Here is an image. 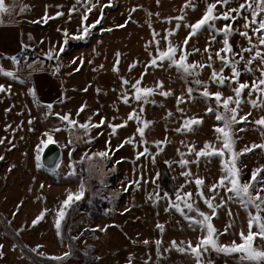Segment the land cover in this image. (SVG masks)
<instances>
[{
	"label": "rangeland",
	"instance_id": "1",
	"mask_svg": "<svg viewBox=\"0 0 264 264\" xmlns=\"http://www.w3.org/2000/svg\"><path fill=\"white\" fill-rule=\"evenodd\" d=\"M6 1L11 14L0 16V67L14 72L17 78L0 75V85L6 89L0 93V140L4 141L0 143V157H4L0 160V264H41L26 255L21 249L23 245L44 258L64 257L69 253V257L60 264H197L190 253L165 251L171 247L172 241L178 244L183 241L181 247H186L191 241L195 246L204 235L201 230L189 227L175 209L169 208V203L175 200L177 192L192 193V201L199 210L210 213L211 210L196 195L198 190L194 180L202 178L204 195L211 197L213 193L207 189L222 174L220 159L212 158L209 161L200 158L199 164L189 163L187 167H181L179 161L182 158L189 161L196 159L195 154L188 151L193 146L199 151L207 142L219 148L221 145L217 141L215 128L222 124L216 121L214 114L207 112L209 105L206 101L189 97V86L182 72L169 67L167 62L162 67L150 65L157 55L154 33L159 34L155 40L160 41L161 50L167 48L168 41L163 37L169 31L175 34L168 40L183 48V42L190 32L184 25L199 21L207 6L216 0H191L195 10L185 7L189 0H99L98 7L90 13L87 8L96 0H91V3L81 0L79 4L77 0ZM244 2L231 0L227 7L217 5L216 14L238 8ZM22 7L29 10L21 12ZM100 7H103L101 23L90 29L86 39H72L82 27L90 26L100 18ZM57 13L63 15L57 16ZM83 15L88 16L86 21ZM180 16L184 17L182 21L174 19ZM243 16L251 20L248 12H243L242 17L234 22L217 20L215 30H201L189 39L185 49L191 53L187 57L190 64L207 65L208 57L212 55L213 67L198 68V74H194L196 79L208 84L210 92L220 91L224 97L233 95L232 88L237 85L220 87L210 81L213 69L219 72L222 67L215 56L224 47L225 37L220 30L226 24L234 29L228 39L235 53L250 46L240 32H247L252 37V43H257L252 31L255 25L245 28ZM177 24H180L178 30ZM261 50L264 51V46ZM50 52L54 55L53 59L47 58ZM224 55L221 52V56ZM15 56L20 61L27 60V63L23 66L20 62L14 64L9 58ZM243 57V60L239 55L234 57L239 61L238 68L242 73L239 80L251 85L253 80L260 77L256 69L261 65L255 61L250 65L254 71L245 72V61L250 54L244 52ZM133 64L136 66L130 70ZM57 65L58 72L55 71ZM114 67L118 70L114 71ZM223 75L230 77L231 69L225 68ZM123 80H128L129 84H123ZM137 80L141 81V87L156 90L157 94L148 97L154 103L137 102L132 98L134 89L131 85ZM158 83H162L163 87L158 88ZM196 90L203 91L198 85ZM160 91L171 92V95H159ZM124 93L129 97L128 104L122 102ZM247 93L248 89H245L244 99H248ZM177 98H183L184 102L178 104ZM251 99H256V95L253 94ZM49 104L53 106L51 110L46 107ZM82 106L84 110L77 115ZM134 111L143 121L150 122L143 137L146 143L141 142L137 132V128L143 124L128 120L129 114ZM249 112L252 113L249 121L264 116V110L243 103L239 115ZM56 114H70L79 124L90 117L93 124H99L102 118L105 123L99 128H92L88 135L77 127L70 137L69 132L63 130L65 122ZM191 117L202 119L203 123L194 126L192 131H176L184 119ZM125 121L127 126L118 128L116 134L112 135V129L107 125H120ZM241 127L246 131H237L236 150L264 142L254 123L235 126L236 129ZM56 128L62 130L53 133ZM45 133L53 135L55 142L52 144L61 152L54 169L38 167L35 159L37 146L41 140H47ZM130 137L135 138L134 142L124 144ZM69 139H72V144H69ZM121 144L124 146L116 151ZM145 147L149 154L137 159V153L143 152ZM109 148L114 152L109 153L110 160H101L98 156L92 159L85 157V153L91 156ZM241 161L242 179L247 181L254 168L264 165V152L255 149L242 156ZM39 163L42 164L41 159ZM186 171L193 175L185 177L181 174ZM112 176L115 177L114 187L109 183ZM163 176L169 179L171 189L163 182ZM133 181H140L139 187ZM82 183L84 196L79 200L80 205L92 206L93 200L103 201V212L94 216L90 209H85L75 214V201L70 214L66 212L57 230V211L70 193L80 191ZM130 184L131 187H128ZM125 188L128 190L125 191ZM218 191L220 196L213 201L214 204L221 203L220 197L227 199L223 189ZM166 208L169 210L165 211ZM41 213H44L43 218L33 225ZM212 223L221 233L229 223L233 224L227 233L219 237L221 244L240 243L241 230L245 233L248 231V213L238 203L228 202L217 210ZM157 224L164 226L163 232L157 228ZM4 228L13 230L19 236L20 243ZM145 240L149 241L148 245L143 243ZM157 240L162 241L160 256L157 255ZM255 244L264 247L259 237ZM37 260L58 264L55 261ZM209 260L211 264H235L233 257L215 252L203 256V264Z\"/></svg>",
	"mask_w": 264,
	"mask_h": 264
},
{
	"label": "snow or ice",
	"instance_id": "2",
	"mask_svg": "<svg viewBox=\"0 0 264 264\" xmlns=\"http://www.w3.org/2000/svg\"><path fill=\"white\" fill-rule=\"evenodd\" d=\"M77 3H81V0H77ZM91 3V0H89ZM99 0H96V3H91V7L87 8V12H92L93 9L98 7ZM231 0H216L215 3H211L207 6L206 11L203 17L197 21L195 24L184 25L190 29L189 36L185 38L183 42V48L175 46L168 40V37L173 36L175 33L169 31L166 36L163 37L164 40L168 41V45L166 49L161 50L159 48V40H155V36H158V33H154V41L157 45V55L154 56L151 60L150 66L162 67L165 62L168 63L169 67H175L178 71L182 72V74L187 77L191 76L194 73L198 74L196 70L202 67L212 68V55H209L208 60L209 63L207 65H198V64H190L187 63V57L191 53H188L185 49L187 47L189 39L192 36L198 34L203 29L215 30V22L217 20L224 21H235L242 17L243 12H248L251 16V20L247 16H243L245 19V28L252 27L253 34L257 37V43H252V37L248 35L247 32H240L239 34L245 37L248 40L249 47L243 48L240 53L233 52V49L229 43L228 37L233 34L234 29H232L231 25L226 24L224 29L220 30L223 32L224 47L215 53V56L221 61L222 67L219 72L215 69L212 71V75L210 77V81L220 87L225 85L236 84L237 86L232 88L233 95L224 97L220 91L212 93L209 91V86L206 82L201 81L199 79L195 80V84L200 86L203 91L200 92V96L204 99V101L208 102L209 106L207 108L208 113H212L215 115V119L218 122H221L222 126L215 128V132L217 133V141L220 143V147L217 148L214 144L205 143L204 147L197 151L195 147L189 148V153H194L196 156L195 160L189 161L187 159H181L179 161L181 167H187L189 163L199 164L200 158H205L207 160H211L212 158H219L221 161V176L219 180L212 184L207 190L213 195L211 197H205L204 195V180L202 178H195L194 182L197 187L196 195L203 200L205 205L210 209V213L201 212L199 208L196 206L195 202L192 201V193H181L177 192L175 194V200L170 201L169 208L175 209L177 213H179L185 221L188 222L189 227H193L201 230L204 235L198 240V242L193 246L192 242L189 241L186 247H181L180 244L184 242L181 241L178 244L176 241L171 242V247L165 249V251L175 250L181 254L190 253L193 255L197 264H203V256L208 252H215L216 254L230 256L235 259V264H264V247L261 245H256L255 240L257 237L260 238L261 243L264 244V165L254 168L251 171V177L249 180L245 181L242 179V168L240 167L242 161L241 157L245 154L252 153L255 149H260L264 152V142L259 144H252L251 146H246L242 150H236L237 144V131L243 132L246 131L245 128L241 127L236 129L235 126L243 123H254L258 130L261 132V136L264 137V116L255 121H249L248 117L252 115L251 112L240 116L239 112L241 109V105L243 103L250 104L253 108L264 110V51L261 50V47L264 46V0H245L244 3H241L238 8H229L228 11L223 12L220 15L216 14L217 5L227 7L230 5ZM186 8H193L194 6L191 4V0L189 3L185 5ZM28 7H22L20 9L21 12L28 11ZM75 10V9H73ZM101 16L98 18L94 24L90 26H84L80 30L77 35L72 36L74 40H84L90 34V29L95 28L97 25L101 23L103 19V7H100ZM135 11V9H133ZM232 13L236 15L233 16ZM3 14H11V9L6 6L5 0H0V16ZM63 15L62 13H57V16ZM83 19L86 21L88 19L87 15H83ZM178 21H182L184 19L183 16L174 18ZM47 20V16L45 17V21ZM2 22V20H0ZM171 22V21H169ZM122 27V26H121ZM180 24L176 25V29L178 30ZM107 31H111L108 29ZM67 33L65 36L67 37ZM67 39L65 43H67ZM61 52L64 51L63 48L60 49ZM194 51H199L198 49H194ZM208 51V49H205ZM179 54V58H177V53ZM221 52H224L226 55L221 56ZM248 52L250 57L247 61H245V72L252 73L254 70L250 67L255 61H259L261 67L258 70L260 72V77L252 81V84L241 83L239 78L242 75L241 71L238 68L239 61L234 59L235 56L239 55L240 60H243V53ZM119 56V54H117ZM48 59H53V53H49L47 55ZM55 58L58 59V56ZM14 64H18L20 61L17 57H10ZM75 62V61H74ZM118 63V61H117ZM135 64L130 66V70L135 68ZM230 68L232 75L230 77H226L223 75L224 69ZM114 71L118 69L114 67ZM55 71H59V65ZM0 75H4L6 77H11L16 79V74L12 71L4 70L0 67ZM123 84H129L128 80H123ZM131 87L134 89L133 99L137 102L149 103L154 101H149L148 97L157 94L156 90L153 88L141 87V81L137 80L135 84H132ZM158 88H162V83L157 84ZM248 89V99H244L243 93L244 90ZM6 89L3 85H0V93L5 92ZM194 89L188 88L187 92L189 97L192 96ZM35 97V93H32ZM162 96L171 95V92L160 91L158 93ZM253 94L256 95V99H251ZM178 104L183 103V98H177ZM122 102L124 104L129 103V97L127 93L122 94ZM49 110L53 107L51 104L46 106ZM84 110V106L77 112V115L81 111ZM143 111V108L140 109ZM178 111L183 112V109H179ZM98 114V113H97ZM58 118L65 122V128L63 130L68 131L70 137L74 135V129L80 128L84 130V134L88 135L92 128H99L101 125L105 123L102 118L99 124H93L91 122V117L88 121L83 124H79L77 120L71 118L70 114H65L60 116L56 114ZM171 115V113H169ZM128 120H135L138 124H143L142 127L137 128V132L141 138L142 143H146L143 140L146 129L150 127V122L143 121L141 117L134 111L130 113L128 116ZM31 124V121H29ZM203 123L202 119L191 117L184 119L183 124L180 128H177L176 131H192L194 126L201 125ZM109 128L112 129V135H115L118 128H122L127 126V121L120 125L108 124ZM62 129L56 128L53 129L54 132H59ZM47 137V140H41L40 145L37 146V155L35 157L38 167H43L42 164L39 163L41 156L40 153L44 148L48 147V145L54 143L53 135L50 133L44 134ZM134 137H130L124 141V144H132L134 142ZM3 140H0V143H3ZM88 142H91L90 140ZM72 139H69V144H72ZM124 144L118 146L116 151L119 150L120 147H123ZM42 145V147H41ZM75 149L73 148V151ZM163 149H161L162 151ZM113 152L111 148L99 152L94 153L91 156L85 153V157L88 159H92L93 156H98L101 160H110L111 156L109 153ZM149 154V150L147 147L144 148L143 152L137 153V159L141 156ZM183 153L181 156L183 157ZM69 156H71V152H69ZM4 157H0V160H3ZM82 157V161H83ZM81 161V162H82ZM119 163V161H117ZM182 175L185 177L192 176L193 174L189 171L182 172ZM132 183L136 184L139 187L140 181H133ZM131 187V184L128 186ZM219 189H223L225 196L220 197L221 203L214 204L213 201L220 196ZM128 188H125L127 191ZM167 197V193L164 194ZM84 196V184H81L80 191L78 193H70L67 198L63 201L61 208L57 211V219L55 222V226L57 230L61 227V222L64 220L67 209L72 206L75 201H79ZM159 194L157 193V199H159ZM151 199V197H149ZM233 202L238 203L240 207H242L248 213V231L245 233L243 230L240 232V243H236L233 241L230 245H223L219 242V237L224 233H227L228 230L233 227L232 223H229L224 229V233L219 232L213 225L212 220L217 215V210L223 207L226 203ZM183 205V207L181 206ZM169 208H166L165 211H168ZM185 209L187 211H185ZM190 213H195V215H190ZM229 216H231V211H229ZM44 213H41L40 217L33 221V225L39 222L41 218H43ZM157 228L163 232L164 226L157 224ZM101 231L106 229H100ZM145 245L149 244V241L145 240L143 242ZM162 241H155L157 248V255L160 256V246ZM2 248V245H0ZM69 253H66L64 257H52L51 259L55 260H63L65 259ZM131 259V258H130ZM147 264V262H146ZM207 264H211V261H207Z\"/></svg>",
	"mask_w": 264,
	"mask_h": 264
},
{
	"label": "trees",
	"instance_id": "3",
	"mask_svg": "<svg viewBox=\"0 0 264 264\" xmlns=\"http://www.w3.org/2000/svg\"><path fill=\"white\" fill-rule=\"evenodd\" d=\"M5 2H7L6 0H5ZM113 4H115V1H113L112 2ZM16 57V56H15ZM20 61V60H19ZM27 63V60H23V61H20V64L23 66V65H25ZM184 76V75H183ZM185 77V76H184ZM186 78V82H187V84H188V86H189V88H192V89H194V91H193V93H192V96H195V97H198V98H201L202 100H204L201 96H200V92L201 91H197L196 90V85L197 84H195V80H197L196 79V77H195V74H193V75H191V76H187V77H185ZM208 103V102H207ZM209 105V104H208ZM76 170H78V167H76ZM109 183H110V185L112 186V187H114V185H115V177L114 176H112V178L109 180ZM91 204H92V206L91 205H89V206H87V205H80V201H77L76 203H74L73 205H76L75 207V210H74V212H75V214H78V213H80V212H82L83 210H85V209H90L91 211H92V215H94V216H99L102 212H103V210H104V206H105V203H103V201H98V200H93V203H92V201H91ZM72 205V206H73ZM78 205H80V206H78ZM71 206V207H72ZM71 207L68 209V211H67V215L68 214H70V212H71ZM65 223H68V220H65ZM4 230L9 234V235H11L12 236V238L16 241V242H18V243H20V238H19V236L12 230H9V229H7V228H4ZM20 245V244H19ZM28 248V247H27ZM26 248V246H21V249L26 253V255L28 254L29 255V257L31 258V259H33L34 260V262H37V263H41V264H47V263H45V262H40V261H38L37 259H44V260H48V261H55V262H57L58 264H60L61 263V261L62 260H55V259H51V258H44V257H41V256H39L38 254H36L35 253V251L33 250V249H27ZM69 256H67L65 259H63V260H66L67 258H68ZM56 264V263H55Z\"/></svg>",
	"mask_w": 264,
	"mask_h": 264
},
{
	"label": "water",
	"instance_id": "4",
	"mask_svg": "<svg viewBox=\"0 0 264 264\" xmlns=\"http://www.w3.org/2000/svg\"><path fill=\"white\" fill-rule=\"evenodd\" d=\"M60 149L55 144H50L46 147L42 154V164L46 169H54L60 159ZM163 182L171 189V183L166 176L162 178Z\"/></svg>",
	"mask_w": 264,
	"mask_h": 264
}]
</instances>
